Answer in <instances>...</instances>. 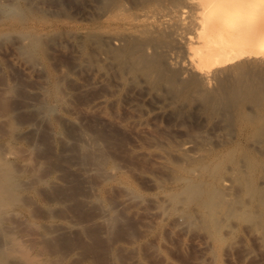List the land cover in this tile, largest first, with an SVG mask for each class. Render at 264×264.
Returning <instances> with one entry per match:
<instances>
[{
	"label": "rangeland",
	"instance_id": "rangeland-1",
	"mask_svg": "<svg viewBox=\"0 0 264 264\" xmlns=\"http://www.w3.org/2000/svg\"><path fill=\"white\" fill-rule=\"evenodd\" d=\"M42 1L47 3L42 5L43 8L41 6L44 11H35L31 17L22 9V4L0 0V16L3 18L7 15L3 19L0 17V28L3 30L0 29V109L9 101H16L21 107L17 112L18 120L24 125L31 117L24 107L26 95L33 88L35 93L33 119L36 135L32 146L22 134L20 137L23 140H9L12 128L10 124L8 126V119L0 114V156L5 154L3 160H9L8 165L13 162L10 169L16 175L21 174L17 175L18 185L22 189L19 191L20 197L14 194V198H10L13 202L10 199L5 202L4 209L12 210L3 209L5 217L2 214L4 222L0 224V242L6 248L9 247L8 250L14 247L10 250L12 256H19L18 259L14 258L15 263L264 264V232L261 228L263 207L258 205L253 192L251 194L248 190L252 185L254 187L259 183L262 186L264 183V173L262 175L263 171L259 169L262 168L259 162L264 159L260 158L264 156V132L257 133L256 127L245 123L246 117L259 112L253 100L248 99L253 110H249L245 94L236 100L230 98L229 105L232 106H226L227 109L223 105L217 110L212 106V96L209 97L212 100L199 98V93H194V96L198 84L190 77H186V81L178 77L179 71L173 67L171 71L162 53L158 54L157 60L162 59L158 62L169 70L166 69L163 72L165 76L162 74L163 77L158 78L145 77L140 72L133 76L136 79L126 78L121 74L123 72L112 69L108 62L102 61V53L109 54L114 49L124 50L122 48L125 45L135 43L136 39L125 33L127 31L120 24L123 18L135 15L136 11L130 8V2L135 0ZM122 3L128 5L129 9H123L124 6L123 13H119L122 9L118 10L119 14L116 15L119 21H114L113 30L119 33L120 28L117 27H121L128 38L124 33L121 37L119 33L122 44L117 45V49L106 37L109 31L105 27L107 23L97 17L101 11ZM160 8L166 7L162 5ZM15 10L18 16L22 14L19 17L23 21L15 15ZM11 20L16 23L19 21V28L8 26ZM28 24L32 29L29 36L39 34L44 40L45 50L42 53L34 55L29 49L23 51L28 44L24 30ZM102 24H105L104 27ZM163 38V43L169 40L166 32H163ZM122 40H126V43ZM63 72H66V77ZM121 76L123 81L118 82ZM175 81L179 82L180 87ZM56 82L61 84L62 94L58 96L53 94ZM101 98L106 102L98 104ZM238 99L241 100L240 104L234 105ZM127 101H133L134 106L129 108ZM226 111L229 115L223 114ZM251 130L256 135L253 136ZM82 133L90 135L89 139H97L98 144L83 143ZM248 135L249 139H246ZM183 144L189 145L188 150L182 148ZM190 183L191 186L200 184L199 189L191 190V194L197 191L198 194L194 195H198V199L193 200L194 195L188 196L190 189L187 186ZM207 189L215 191L211 194L217 200L220 198L221 201H217L219 205L223 201L219 208L216 205L214 212L201 206L200 200L203 195L206 196ZM15 199L19 202L15 203ZM10 203L14 207L9 206ZM26 245L27 251L31 249L30 255L20 253L25 252Z\"/></svg>",
	"mask_w": 264,
	"mask_h": 264
},
{
	"label": "bare ground",
	"instance_id": "bare-ground-1",
	"mask_svg": "<svg viewBox=\"0 0 264 264\" xmlns=\"http://www.w3.org/2000/svg\"><path fill=\"white\" fill-rule=\"evenodd\" d=\"M12 3H20L22 4V9L26 12V14H29L28 16L33 17L35 11H41V9L44 7L42 5L47 4L45 3V1L42 0H10ZM49 1V0H48ZM90 1V0H89ZM94 1V0H91ZM105 1V0H104ZM128 1V0H127ZM132 1V0H130ZM47 2V1H46ZM53 2V1H52ZM95 2V1H94ZM125 2V1H124ZM165 2V3H164ZM4 3V2H3ZM7 3V2H5ZM126 3V2H125ZM125 3L121 4V5H117L118 7H114L110 6L112 8H108L105 11H101V13L98 15L97 10H96V15H98V19L106 24V28L109 30L108 34L106 35L108 41L113 44V45H118L120 46L121 43V38L120 35H122L121 37H123L124 33V29L125 33H129V35L134 37L135 43L133 44H128L125 45L124 50H120L116 51L115 49L113 51H111V53L107 54V53H102L101 57H102V61L104 62H108L109 65H111L112 69H118L121 72L122 75H125L126 78H135L133 77L135 76L137 73H141V75H145V77H163V75L165 76V65L163 67V65L159 62H161L162 59L157 60V56H159L158 54H161L164 58L166 56V62L169 63L170 65V70L172 71V69H177L178 72V77L180 76L181 78L183 77L184 81H186V77H190L191 80L193 82H196L198 84L199 87L196 88V90L198 91H194L193 94L195 93H199V95H201V97L199 98H203L204 99H209L210 96H212V98L214 99L213 101V105L214 108H218L219 107H223L224 105V109H227L226 106H232L230 103V98H235V100L240 97L242 94L246 97V100L249 102H247L249 104V110H253L254 108L251 106V104L253 103L254 107L256 106L258 109L259 108V112L255 109V111L258 112V114H254L252 117L247 118L246 117V121L245 123H249L251 126L253 125L254 127H256V131L255 132H259V131H263L264 132V0H135V2H130V8L135 12V15L133 14V17L128 19H124L123 22H120V24L122 23V27H117L119 29V33H121L119 35V33L115 29L114 25H115V20L117 19V13L118 10L121 11V9L125 6ZM128 3V2H127ZM126 3V4H127ZM1 4V3H0ZM51 4V3H50ZM119 4V3H117ZM8 5V4H7ZM13 5V4H12ZM57 5V3H56ZM59 5V4H58ZM92 5V2H91ZM109 5V3H108ZM116 5V3H115ZM114 5V6H115ZM129 5V3H128ZM126 5V6H128ZM162 5H165V9H161L160 7H162ZM42 6V8H41ZM51 6V5H48ZM95 6V5H94ZM105 6V5H104ZM107 6V5H106ZM123 8L125 10L129 9L128 8ZM13 7V6H12ZM20 7V6H19ZM18 7V8H19ZM90 7V6H89ZM10 8V7H9ZM40 10H39V9ZM83 8V7H82ZM13 9V8H12ZM16 9V8H15ZM46 9V8H45ZM59 9V8H58ZM95 9V8H94ZM104 9V8H103ZM123 9L121 12L119 13H123ZM14 10V9H13ZM21 10V9H20ZM43 10V9H42ZM124 10V12H125ZM2 11V10H1ZM0 11V12H1ZM17 10H15L14 12H16ZM44 11V10H43ZM42 11V12H43ZM58 11V10H57ZM57 11H55L54 13H56ZM61 11V10H60ZM5 12V11H4ZM13 14V11H11ZM10 12V14H11ZM41 12V13H42ZM67 12V11H66ZM91 12V11H90ZM94 12V11H93ZM131 12V10H130ZM6 14H8L7 12H5ZM22 12H20L21 14ZM60 13V12H59ZM118 13V14H119ZM9 14V15H10ZM19 14V13H18ZM40 14V13H39ZM128 14V13H127ZM126 14V15H127ZM2 15V13H1ZM5 15V14H4ZM14 15V14H13ZM12 15V16H13ZM17 15V12L16 14ZM22 15V14H21ZM19 15V16H21ZM38 15V14H37ZM51 15V14H50ZM54 15V14H53ZM58 15V14H57ZM73 15V14H72ZM87 15L89 16L90 14L87 13ZM3 16V15H2ZM7 16V15H6ZM5 16V17H6ZM11 16V17H12ZM18 16V15H17ZM18 16V17H19ZM40 16V15H39ZM45 16V15H44ZM76 16V15H75ZM91 16V15H90ZM119 16V15H118ZM1 17V16H0ZM3 17V18H5ZM15 17V16H13ZM17 17V18H18ZM36 17V16H34ZM41 17L42 14H41ZM40 17V18H41ZM87 17V16H86ZM2 18V17H1ZM2 18V19H3ZM10 18V17H9ZM56 18V16L54 17ZM16 19V18H15ZM20 19V17L18 18ZM29 20L31 18H28ZM34 19V18H33ZM39 20V18H36ZM48 19V18H47ZM46 19V20H47ZM87 19V18H86ZM90 19V17L88 18ZM121 19V18H120ZM21 21H23L24 19H20ZM35 20V19H34ZM44 20V19H43ZM94 21V19H92ZM91 20V21H92ZM33 21V20H32ZM31 21V22H32ZM40 21V20H39ZM37 21V22H39ZM49 21V20H48ZM53 21V20H52ZM55 21V20H54ZM92 21V22H93ZM98 21V20H97ZM96 20L94 22H97ZM100 21H98L99 23H101ZM119 21V20H118ZM117 21V22H118ZM9 22V21H8ZM35 21V23H37ZM41 22V21H40ZM90 22V20H89ZM88 22V23H89ZM91 22V23H92ZM93 22V23H94ZM102 22V23H103ZM42 23V22H41ZM21 25V23L18 21L17 23L14 20H11V22L8 23V26L12 27L13 29L17 28L18 25ZM24 24V23H23ZM30 24V23H29ZM28 24V27H25V34L28 37L26 39H28L27 41V45L26 47H24L23 51L25 49H28L32 51V53H34V55L36 53H42L45 48H44V40H42V36L39 34H32L31 36H29L30 33V25L33 24ZM51 24H54L53 22ZM56 24V23H55ZM90 24V23H89ZM95 24V23H94ZM119 24V23H118ZM19 25V26H20ZM27 25V24H26ZM37 25V24H36ZM38 25H41L38 23ZM98 25V24H97ZM101 25V24H100ZM99 25V26H100ZM105 25V24H104ZM104 25L102 24V26L104 27ZM117 25V24H116ZM7 26V27H8ZM60 26V25H59ZM94 26V25H93ZM119 26V25H118ZM2 27V26H1ZM92 27V26H91ZM101 27V26H100ZM4 28V27H3ZM19 28V27H18ZM22 28L23 25H22ZM37 28V27H35ZM58 28V27H57ZM99 28V27H98ZM1 29V28H0ZM9 29V28H8ZM92 29V28H91ZM111 29V31H110ZM2 30V29H1ZM11 30V29H10ZM23 30V31H24ZM32 30V29H31ZM53 30V29H52ZM3 31V30H2ZM21 31V30H20ZM18 31V32H20ZM40 31V30H39ZM44 31V30H43ZM97 31V30H96ZM11 32V31H10ZM32 32V31H31ZM34 32V31H33ZM37 32V30H36ZM42 32V31H41ZM58 32V31H57ZM91 32V31H90ZM163 32H166V36L169 38V40H167L166 43L164 41L163 38ZM12 33L14 34V32L12 31ZM17 33V32H16ZM40 33V32H39ZM47 33V32H45ZM51 33V32H50ZM56 33V32H55ZM88 33V32H87ZM103 33V32H102ZM124 33V34H125ZM1 34V33H0ZM10 34V33H9ZM19 34V33H18ZM58 34V33H57ZM63 34V33H62ZM165 34V33H164ZM20 35V34H19ZM18 35V37H19ZM23 35V33H22ZM52 35V34H51ZM95 35V34H94ZM126 37L128 34H125ZM124 35V38L126 39ZM16 36V35H14ZM103 36V35H102ZM2 38V37H1ZM17 38V37H16ZM22 37L20 36V39ZM122 38V39H124ZM128 38V37H127ZM163 38V39H162ZM166 38V37H165ZM24 39V36H23ZM106 39V41H107ZM130 39V38H129ZM127 39V40H129ZM74 40V39H73ZM92 40V39H91ZM105 40V39H104ZM132 40V39H131ZM129 41V43H131L132 41ZM1 41V40H0ZM8 41V40H7ZM17 41V40H15ZM23 41V40H22ZM54 41V40H53ZM56 41V40H55ZM123 41V40H122ZM126 43V40H124ZM123 41V42H124ZM3 42V41H2ZM13 42V41H12ZM105 42V41H104ZM128 42V41H127ZM1 43V42H0ZM5 43V42H4ZM14 43V42H13ZM19 43V42H18ZM16 42V44H18ZM25 43V42H24ZM124 43V44H125ZM20 44V43H19ZM26 44V43H25ZM24 44V45H25ZM46 44V43H45ZM99 44V43H98ZM123 44V45H124ZM5 45V44H4ZM93 45V43H92ZM10 46V45H9ZM94 46V45H93ZM117 46V49H118ZM15 47V46H14ZM122 47V46H121ZM120 47V48H121ZM78 48V47H77ZM103 48V47H102ZM105 48V47H104ZM114 48V47H113ZM96 49V48H95ZM103 50V49H102ZM101 50V52H102ZM109 50V49H108ZM21 51V50H20ZM22 51V52H23ZM26 51V52H27ZM30 52V51H29ZM106 52V51H103ZM17 53V52H16ZM98 53V52H97ZM15 54V53H14ZM21 54V53H20ZM24 54V53H23ZM29 54V53H28ZM46 54V53H45ZM81 54V53H80ZM25 55V54H24ZM27 55V54H26ZM30 55V54H29ZM48 55V54H47ZM22 56V54H21ZM25 57V56H23ZM18 58V57H17ZM31 58V57H30ZM159 58V57H158ZM27 59V58H26ZM32 59V58H31ZM49 59V58H48ZM98 59V58H97ZM100 59V58H99ZM28 60V59H27ZM30 60V59H29ZM33 60V59H32ZM159 61V62H158ZM28 62V61H27ZM31 62V61H30ZM165 62V61H164ZM163 62V63H164ZM23 63V62H22ZM32 63V62H31ZM36 63V62H34ZM30 64V63H29ZM38 64V63H36ZM80 65V64H79ZM83 65V64H82ZM88 65V64H87ZM100 65V64H99ZM36 67V65H34ZM32 66V67H34ZM40 66V65H39ZM106 66V65H105ZM104 66V67H105ZM27 67V66H26ZM101 67V66H100ZM99 67V68H100ZM110 68V66H108ZM163 67V68H162ZM173 67V68H172ZM25 68V67H24ZM31 68V67H30ZM37 68V67H36ZM77 68V67H76ZM86 68V67H85ZM98 68V67H97ZM172 68V69H171ZM260 68V69H259ZM35 69V68H34ZM94 70V69H93ZM103 70V69H102ZM109 70V69H108ZM107 70V71H108ZM117 70V71H118ZM169 70V69H167ZM258 70L260 74H258ZM43 71V70H42ZM104 71L105 68H104ZM111 71V70H110ZM68 72V71H67ZM115 72V70H114ZM164 72V73H163ZM30 73V72H29ZM64 75L66 72H63ZM69 73V72H68ZM105 73V72H104ZM112 73V72H111ZM175 73V72H174ZM31 74V73H30ZM107 74V73H106ZM163 74V75H162ZM69 74H67L68 77ZM103 75V74H102ZM140 75V76H141ZM4 76V75H3ZM30 76V75H28ZM100 76V75H99ZM66 77V75H65ZM71 77V76H70ZM101 77V76H100ZM171 77V76H170ZM177 77V75H176ZM29 78V77H28ZM63 78V77H62ZM61 78V80H62ZM125 78V79H126ZM144 78V77H142ZM99 79V77H98ZM167 80L169 79L168 77L166 78ZM3 80V79H2ZM10 80V79H9ZM60 80V81H61ZM104 80V79H103ZM118 82H122V76L121 79H119L118 77ZM131 81V80H130ZM159 81V80H158ZM161 81V80H160ZM164 81V80H163ZM169 81V80H168ZM172 81V80H171ZM170 81V82H171ZM180 81H182V79H180ZM110 82V81H109ZM136 82V81H135ZM157 82V81H156ZM169 82V84H170ZM163 83H167L163 82ZM173 83V84H172ZM171 85L174 86V81H172ZM177 82L175 81V84ZM179 83V82H178ZM177 83V84H178ZM139 84V83H138ZM6 85V84H5ZM15 85V84H14ZM17 85V84H16ZM61 84L59 82H56L54 84V90H51L53 92L54 95H57L60 93L61 91ZM171 85H169L171 87ZM97 86V85H96ZM121 86V85H120ZM178 86L180 87V84H178ZM6 87V86H5ZM10 87V85H9ZM31 87L33 88L32 84ZM30 87V88H31ZM117 87V86H116ZM176 87V86H175ZM119 88V87H118ZM10 89V88H9ZM34 89V88H33ZM28 90V95L27 98L24 101V107H26V109L28 110V113L30 117L29 121L26 122L24 125L21 124V122H19L18 120V113L19 112V107L16 103V101L13 102L9 101L6 106L3 107V109L0 111H2L0 114H2L3 116H5L8 120V126L10 124L9 127L12 128V132L10 131V135L9 136V140H13L16 139L18 140V138H21V134L23 136V138H26L29 142V144L33 143V137L35 130L34 129V124H35V120L33 119V115H34V103L33 100L35 99V97L33 96L34 90ZM83 90V88H82ZM133 90V89H132ZM131 90V91H132ZM176 92L178 91L177 88L175 89ZM50 91V92H51ZM191 91V90H190ZM51 92V93H52ZM189 92V91H188ZM13 93V92H12ZM16 93V92H15ZM52 94V95H53ZM62 94V93H60ZM194 94V96H195ZM15 95V94H14ZM122 95V94H121ZM126 95V94H125ZM197 95V94H196ZM193 96V95H192ZM2 97V96H1ZM56 97V96H55ZM105 97V96H104ZM118 97V96H117ZM128 97V96H127ZM4 98V96H3ZM63 98V97H62ZM99 98V97H98ZM109 98V97H108ZM197 98V99H199ZM245 98V97H244ZM106 99V97H105ZM104 98H101L98 100V104L99 103H103L106 102ZM125 99V98H124ZM130 99V98H129ZM241 99V98H240ZM238 99V102L234 101V105H236L237 103L240 104L239 102H241V100ZM248 99L253 100V102L251 103ZM3 100V99H2ZM203 100V99H201ZM200 100V101H201ZM209 100H212L211 98ZM209 100H207L208 102H210ZM240 100V101H239ZM60 101V99H59ZM108 101V100H107ZM113 102V101H112ZM129 101H127L128 103ZM205 102V100H204ZM212 102V101H211ZM97 103V102H96ZM116 103V102H115ZM184 103V102H183ZM207 103V102H206ZM129 108L134 106V102L130 101L129 103ZM201 104V102H200ZM205 104V103H204ZM244 105V103H241ZM248 104L246 106V110L248 109ZM121 105V104H120ZM162 105V104H161ZM199 105V104H198ZM243 105H241L243 107ZM246 105V104H245ZM3 106V105H2ZM193 106V105H192ZM203 106V105H202ZM161 107V106H160ZM194 107V106H193ZM209 107V106H208ZM221 107V108H222ZM21 108V107H20ZM157 108V107H156ZM159 108V107H158ZM157 108V109H158ZM229 108V107H228ZM239 108V107H238ZM160 109V108H159ZM215 109V110H216ZM217 109V110H218ZM222 109V110H224ZM213 111V110H212ZM211 113V111H209ZM208 112V113H209ZM217 112V111H216ZM221 112V111H220ZM224 112V111H223ZM230 112V111H229ZM232 112V111H231ZM242 112V111H241ZM245 112V111H244ZM256 112V113H257ZM158 113V112H157ZM222 113V112H221ZM251 113V112H250ZM255 113V112H254ZM212 114V113H211ZM223 114H228L227 111L226 113ZM246 115L248 113H245ZM244 114V116H245ZM217 115V114H216ZM222 115V114H221ZM229 115V114H228ZM243 115V114H242ZM258 115V116H257ZM211 116V115H210ZM233 116V115H232ZM231 116V117H232ZM249 116V115H248ZM216 117V116H215ZM223 118V117H222ZM227 118V117H226ZM233 118V117H232ZM241 118V117H240ZM244 117H242L243 120ZM4 119V118H3ZM237 119V118H236ZM2 120V119H1ZM225 120V118H224ZM227 120V119H226ZM230 120V118L228 119ZM227 120V121H228ZM70 121V120H69ZM232 121V119H231ZM6 122V123H7ZM10 122V123H9ZM61 122V121H60ZM221 122V121H220ZM229 122V121H228ZM243 122V121H241ZM3 123V122H2ZM206 123V122H205ZM223 123V122H221ZM226 123V122H225ZM224 123V124H225ZM233 123V122H232ZM227 124V123H226ZM235 124V123H234ZM237 124V123H236ZM222 125V124H221ZM244 125V124H243ZM242 125V126H243ZM7 126V125H6ZM223 126V125H222ZM225 126V125H224ZM230 126V125H229ZM239 126V125H238ZM252 126V127H253ZM215 127V126H214ZM221 127V126H220ZM226 127V126H225ZM224 127V128H225ZM245 127V125H244ZM251 127V128H252ZM7 128V127H6ZM240 128V127H238ZM246 128V127H245ZM250 128V127H249ZM10 129V128H9ZM220 129V128H218ZM223 129V127L221 128ZM229 129V127L227 128V130ZM243 129V127H242ZM247 129V128H246ZM254 129V128H252ZM38 130V129H37ZM226 130V129H223ZM255 130V129H254ZM219 131V130H217ZM249 131V130H248ZM253 131V130H251ZM8 132V130H7ZM242 132V131H241ZM247 132V131H246ZM249 133V132H248ZM226 134V133H225ZM256 135V133H254V131L252 132V135ZM260 134V133H259ZM4 135V134H3ZM88 135V134H87ZM86 133H82V141L83 143L86 142L89 145H97V139L95 140L94 138L89 139V136H87ZM251 135V136H252ZM253 135V136H254ZM258 135V134H257ZM261 135V134H260ZM264 135V134H262ZM80 136V137H81ZM228 136V135H227ZM250 136V137H251ZM1 137V136H0ZM36 137V136H35ZM243 137V136H242ZM261 137V136H260ZM7 138V137H6ZM253 138V137H252ZM251 138V139H252ZM257 138V136L255 137V139ZM263 138V137H262ZM22 139V138H21ZM36 139V138H35ZM94 139V140H93ZM249 139V135L248 138ZM250 139V140H251ZM260 139V138H258ZM8 140V141H9ZM23 140V139H22ZM25 140V139H24ZM26 140V141H27ZM254 141V139H252ZM261 140V139H260ZM259 140V141H260ZM264 140V138L262 139ZM6 142V141H5ZM12 142V141H11ZM17 143V142H16ZM82 143V142H81ZM249 143V142H248ZM254 143H256L254 141ZM253 143V144H254ZM262 143V141H261ZM260 143V144H261ZM8 144V143H7ZM188 144V143H187ZM187 144H183V149L188 150V146ZM251 144V143H250ZM249 144V145H250ZM252 144V145H253ZM264 144V141H263ZM262 144V145H263ZM6 145V144H5ZM86 146V145H85ZM257 146V145H256ZM9 147V146H7ZM15 147V146H14ZM92 147V146H91ZM94 147V146H93ZM242 147V146H241ZM207 148V147H206ZM237 148V147H236ZM235 148V149H236ZM247 148V147H246ZM254 148V147H253ZM260 148V147H259ZM258 148V149H259ZM33 149V148H32ZM251 149V148H250ZM256 149V147L254 148ZM253 149V151H254ZM257 149V151H258ZM264 149V148H263ZM181 150V149H180ZM183 150V152H184ZM244 150V149H243ZM182 151V150H181ZM209 151V150H208ZM232 151V150H231ZM182 152V154H184ZM186 152V151H185ZM215 152V151H214ZM245 152V151H243ZM256 152V151H255ZM260 152V151H259ZM258 152V153H259ZM212 153V152H211ZM2 153H0L1 155ZM186 154V153H185ZM213 154V153H212ZM252 154V153H251ZM264 154V153H263ZM5 156V154H3ZM254 155V154H253ZM256 155V154H255ZM4 156H0V224L1 221L4 222V218L5 214H3V209H4V204L5 202H7L10 198H12L14 196V194L18 195L19 191H22V189H20V186L18 185L17 182V175H21V174H17L12 171L10 169V165L13 164V162H10V165H8V162L3 160ZM214 156V155H213ZM259 156V155H258ZM159 159L161 160V156L159 154ZM161 157V158H160ZM217 157V156H216ZM6 158V157H5ZM186 158V157H185ZM253 158V157H252ZM260 158H264L260 157ZM255 159V158H254ZM2 160V161H1ZM164 160V159H163ZM218 160V159H217ZM5 161V162H4ZM220 161V160H219ZM218 161V162H219ZM254 161V160H253ZM260 167H262L264 169V159L262 160ZM217 162V161H216ZM221 162V161H220ZM255 162V161H254ZM16 163V162H15ZM210 163V161H209ZM164 164V163H163ZM256 164V163H255ZM256 164V165H258ZM214 165V164H213ZM211 165V166H213ZM216 165V164H215ZM218 165V164H217ZM241 165V162H240ZM200 166V165H199ZM207 166V165H206ZM13 167V166H12ZM184 167V166H183ZM205 167V165H204ZM216 167V166H215ZM259 167V166H257ZM18 168V167H16ZM217 168V167H216ZM241 168V167H240ZM254 168V166H253ZM262 168H259L260 170H262V175L264 173V170ZM184 169V168H183ZM191 169V168H190ZM206 169V168H205ZM212 169V168H211ZM220 169V168H219ZM224 169V168H222ZM256 169V167L254 168ZM258 169V171H259ZM187 170V169H186ZM197 171V170H196ZM211 171V170H210ZM213 171V169H212ZM223 171V170H222ZM235 171V170H234ZM31 172V171H30ZM190 172V171H189ZM17 173H19L17 171ZM185 173V172H184ZM193 173V172H192ZM204 173V172H203ZM218 173V172H216ZM261 173V172H260ZM189 174V173H188ZM184 175V174H183ZM182 175V176H183ZM212 175V174H211ZM246 175V174H245ZM260 175V174H259ZM190 176V174H189ZM215 176V175H214ZM257 176V175H256ZM261 176V175H260ZM259 176V179H260ZM188 177V176H186ZM211 177V176H210ZM246 177V176H245ZM264 177V176H263ZM184 178V177H183ZM192 178V177H190ZM189 178V180H190ZM195 178V177H194ZM214 178V177H212ZM211 178V179H212ZM30 179V178H29ZM32 179V178H31ZM30 179V180H31ZM193 179V178H192ZM215 179V178H214ZM19 180V179H18ZM178 180V179H177ZM188 181V179H186ZM217 180V179H216ZM239 180V179H238ZM22 181V180H21ZM208 181V180H207ZM218 181V180H217ZM263 181V180H262ZM20 182V181H19ZM23 182V181H22ZM213 182V181H212ZM219 182V181H218ZM221 182V181H220ZM240 182V181H239ZM252 182V181H251ZM223 183V182H221ZM247 183V182H246ZM245 183V184H246ZM249 183V182H248ZM263 183V182H262ZM199 184V183H198ZM209 184V183H208ZM254 184V182H253ZM264 184V183H263ZM262 184V186L257 183V185H255L253 187L249 186L251 185V183H249L248 188H246V190H250L251 194L253 192V196L257 199V202L259 203L258 205H261L263 208V212L262 215L264 218V185ZM23 185V184H22ZM28 185V184H27ZM192 183H190V186H187L188 189H190V193L188 196H193L195 193H197V191H192L191 194V190L198 188L199 189V185L198 186H191ZM196 185V184H195ZM210 185V184H209ZM220 185V183H219ZM224 185H226L224 183ZM248 185V184H247ZM34 186V185H33ZM214 186V185H213ZM228 186V185H227ZM31 187V186H30ZM191 187V188H190ZM201 187V186H200ZM186 188V187H185ZM185 188L183 190H185ZM205 188V187H204ZM252 188V190H251ZM197 189V190H198ZM216 189V188H215ZM221 189V188H220ZM208 190V189H207ZM217 191H220L219 189ZM249 191V194H250ZM184 193V191H182ZM215 191H212V189H209L206 193V196L203 195L204 197H202L201 201V206H204L203 208H209L211 209V211H215L216 209V205L217 208H219L218 206L223 204L222 203L219 205L218 202H220V198L218 197V200L215 199V196L212 194ZM21 193V192H20ZM179 193V192H178ZM177 193V194H178ZM174 194V193H173ZM172 194V195H173ZM180 194V193H179ZM195 194V195H196ZM205 194V193H204ZM216 194V193H215ZM193 196V200L198 199V195L197 196ZM227 195V194H225ZM20 197V194L18 195ZM17 196V197H18ZM220 196V195H219ZM252 196V198H254ZM23 197V196H22ZM175 197V196H174ZM235 197V196H234ZM14 198V197H13ZM12 198V199H13ZM24 198V197H23ZM177 198V197H176ZM188 198V197H186ZM200 198V197H199ZM217 198V197H216ZM222 198V197H221ZM226 198V197H224ZM17 199V198H16ZM15 199V203L19 202L16 201ZM179 199V198H178ZM191 198H189L190 200ZM201 199V198H200ZM187 199V201H189ZM192 200V199H191ZM190 200V201H191ZM236 200V199H235ZM199 201V200H198ZM218 201V202H217ZM227 200H225L226 203ZM234 201V200H233ZM10 202H13V200L10 199ZM23 202V201H22ZM229 202V201H228ZM256 202V201H255ZM256 202V203H257ZM9 203V202H8ZM7 203V204H8ZM14 203V204H15ZM31 203V202H30ZM231 203V202H230ZM240 202H238L237 204H239ZM20 204V203H19ZM188 204V203H187ZM241 204V203H240ZM239 204V206H240ZM257 205V206H258ZM9 206H13V203L9 204ZM16 206V205H15ZM233 206V205H231ZM259 206V208L261 207ZM3 207V208H2ZM19 207V206H18ZM215 207V208H214ZM222 207V206H221ZM225 207V206H224ZM222 207V208H224ZM7 208V207H6ZM29 208V207H28ZM32 208V207H31ZM205 208V210H207ZM226 208V207H225ZM233 208V207H232ZM235 208V206H234ZM8 209V208H7ZM6 209V210H7ZM11 209V208H10ZM8 209V210H10ZM228 209V206H227ZM225 209V210H227ZM237 209V208H235ZM261 209V208H260ZM259 209V210H260ZM5 210V209H4ZM5 210V211H6ZM12 210V209H11ZM223 210V209H222ZM220 210V212L222 211ZM229 210V209H228ZM258 210V209H257ZM3 211V212H2ZM34 211V210H33ZM208 211V210H207ZM206 211V212H207ZM213 211V212H214ZM224 211V210H223ZM238 211V210H237ZM210 212V210H209ZM234 212V211H233ZM6 213V212H5ZM9 213V212H8ZM211 213V212H210ZM217 213V212H216ZM219 213V212H218ZM256 213L259 214V212L257 211ZM2 214L4 217H2ZM20 214V213H19ZM106 214V213H105ZM222 213H220L219 215H221ZM248 214V213H247ZM257 214V215H258ZM18 215V213H17ZM210 214H208L209 216ZM105 216V215H104ZM211 216V215H210ZM214 216V215H213ZM260 217V214L258 215ZM257 216V219H258ZM250 217V216H249ZM255 217V216H254ZM8 218V216H7ZM15 218V217H14ZM213 218V217H212ZM9 219V218H8ZM207 220V219H206ZM212 220V219H211ZM264 220V219H263ZM262 220V224H261V228L264 232V222ZM6 221V220H5ZM216 221V218H215ZM214 221V222H215ZM2 222V223H3ZM210 222V221H209ZM207 223V222H206ZM211 224V223H210ZM213 224V223H212ZM16 225V224H15ZM215 225V224H214ZM4 226V225H3ZM1 227V226H0ZM12 228V227H11ZM217 233V231H216ZM15 234V233H14ZM8 236V235H7ZM11 236V235H10ZM264 237V236H263ZM94 239H97L96 235H93ZM7 239V238H6ZM11 240V239H10ZM14 240V239H13ZM20 240V239H19ZM32 240V239H31ZM8 241V240H7ZM15 241V240H14ZM6 242V241H5ZM4 242V243H5ZM9 242V241H8ZM7 243V242H6ZM14 243V242H13ZM16 243V241H15ZM14 243V244H15ZM18 243V242H17ZM20 243V241H19ZM31 243V242H30ZM26 244V243H25ZM34 245V244H33ZM7 246V245H6ZM24 246V245H22ZM30 246V245H29ZM35 246V245H34ZM17 247V246H16ZM28 246L26 245V249L25 252L21 251L20 253L23 254L24 253H31V249H29L27 251ZM9 248V247H8ZM8 248H6L1 242H0V264H17L15 263L14 258L16 257V259H18L17 256L14 257L12 256L11 253V248L13 249L14 247H11L10 250H8ZM21 248V247H20ZM22 249V248H21ZM33 249V248H32ZM23 250V249H22ZM18 251V250H17ZM16 252V251H15ZM14 253V251H13ZM17 254H19V252H17ZM27 255V254H26ZM30 255V254H29ZM28 255V256H29ZM13 257V261L12 258ZM23 256V255H22ZM25 256V255H24ZM23 256V257H24ZM34 256V254H33ZM26 258V256H25ZM29 259V258H28ZM34 259V257H33ZM37 259V258H35ZM34 259V260H35ZM30 260V259H29ZM27 261V259H26ZM32 261V260H31ZM38 261V260H36ZM40 261V260H39ZM18 262V260H17ZM34 262V261H33ZM42 262V261H40ZM35 263V262H34ZM20 264V261L19 263ZM24 264V263H23ZM39 264V262H38ZM44 264V263H41ZM202 264V263H201Z\"/></svg>",
	"mask_w": 264,
	"mask_h": 264
}]
</instances>
